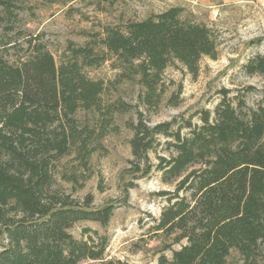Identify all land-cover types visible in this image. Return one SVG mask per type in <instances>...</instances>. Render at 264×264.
Instances as JSON below:
<instances>
[{
	"label": "trees",
	"instance_id": "1",
	"mask_svg": "<svg viewBox=\"0 0 264 264\" xmlns=\"http://www.w3.org/2000/svg\"><path fill=\"white\" fill-rule=\"evenodd\" d=\"M21 6V0H0V26L13 29ZM184 12L175 5L109 25L100 39L103 49L69 41L59 63L38 36L26 41L27 53L17 62L0 53V264H115L105 259V235L89 228L96 237L78 239L70 229L83 220L108 225L116 204L95 207L91 193L74 197L56 186L55 170L74 154L78 165L61 176L81 186L114 114L132 107L105 104L106 83L91 78L87 68L111 60L117 82L139 83L142 102L152 108L161 102L167 67L179 61L196 77L202 57L217 58L211 27ZM244 69L264 74V54L249 58ZM234 99L225 94L213 118L202 111L201 124L175 117L150 125L141 114L130 126L126 173L133 181L125 183V202L134 181L154 167L166 183L177 181L174 191L161 193L169 195L168 205L153 228L181 247L171 259L162 256L161 264H229L233 251L241 264H264V105L249 108L243 97ZM81 111L99 114V127L81 123ZM161 137L171 154L155 166L150 152Z\"/></svg>",
	"mask_w": 264,
	"mask_h": 264
},
{
	"label": "rangeland",
	"instance_id": "2",
	"mask_svg": "<svg viewBox=\"0 0 264 264\" xmlns=\"http://www.w3.org/2000/svg\"><path fill=\"white\" fill-rule=\"evenodd\" d=\"M21 4L15 22L9 26L13 29L0 26V53L15 62L25 56L26 41L33 36L47 44L59 63L69 41L77 44L91 41L98 49H103L100 39L107 26L130 19L141 20L175 5L185 7V17L206 23L213 30L218 45L217 58L202 57L196 77L179 61L167 67L163 73L161 102L152 108L142 102L144 91L139 83L117 82L119 70L111 60L87 68L91 78L106 83L105 104L124 101L132 107L128 112L114 114L107 134L92 154L90 176L81 186L75 187L61 176L66 169L78 165L74 154L64 158L55 170L56 186L74 197L83 200L91 193L95 207L116 204L106 226L93 220L77 222L70 229L76 238L96 237L92 231H86L89 228L105 235L108 238L105 259L115 264H161L164 255L171 259L173 250L180 248L181 243H173L172 238L156 234L153 227L168 205L169 195L161 193L174 191L177 181L166 183L162 172L154 167L148 176L134 181L135 186L125 202V183L133 181L126 173L132 159L130 139L134 131L130 126L141 114L150 125L175 117L179 122L182 118H190L201 124L202 111H211L213 118L225 94L234 103L236 96L243 97L249 108L264 105V74H249L244 69L249 58L264 54V0H120L112 5L99 0H21ZM177 96L178 104L174 105L172 99ZM79 118L81 123L97 128L100 125L99 114L81 111ZM166 140L161 137V144L150 152L155 166L160 156L171 154ZM77 170L83 171L81 167ZM241 263L239 254L233 251L229 264Z\"/></svg>",
	"mask_w": 264,
	"mask_h": 264
}]
</instances>
